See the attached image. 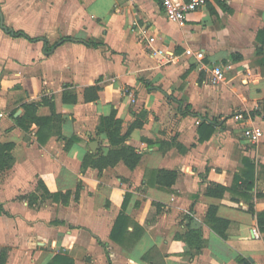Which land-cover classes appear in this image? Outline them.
Masks as SVG:
<instances>
[{
	"label": "crops",
	"instance_id": "crops-1",
	"mask_svg": "<svg viewBox=\"0 0 264 264\" xmlns=\"http://www.w3.org/2000/svg\"><path fill=\"white\" fill-rule=\"evenodd\" d=\"M220 1L230 12L208 0L180 26L159 0H0V145L14 158L0 172L5 264H264V0ZM112 111L121 136L145 112L125 140L141 160L84 168L110 149L98 128ZM202 122L214 130L200 143ZM158 170L174 184L159 185ZM210 184L224 196L206 195ZM211 206L223 237L206 222ZM188 229L200 230L199 251L181 238Z\"/></svg>",
	"mask_w": 264,
	"mask_h": 264
},
{
	"label": "trees",
	"instance_id": "trees-1",
	"mask_svg": "<svg viewBox=\"0 0 264 264\" xmlns=\"http://www.w3.org/2000/svg\"><path fill=\"white\" fill-rule=\"evenodd\" d=\"M213 4L216 6L220 12H230V10L225 6V4L220 0H212ZM211 3V4H212ZM211 12L213 14L219 15L214 8H211ZM264 32H259L258 36H263ZM260 47L257 48V53L260 54L262 52V47L264 46V39L260 42ZM95 46V45H94ZM26 109L28 110L29 114H32V119L36 125L39 126H46L49 120L47 119H40L34 116L36 111V107L34 105L27 106ZM258 114H264V100L260 102V106L255 111ZM145 112H142L138 115V119L129 127L127 133L124 136H121V121L116 119L115 111H112L111 114L107 117H103L100 120V125L98 128V132L105 134L108 143L110 145V149L106 155H101L97 158L93 156L85 157L83 161L84 168H94V169H103L107 167L115 166L119 161H122L126 167L130 170L136 168L141 160V155L136 152L135 149L125 145V140L133 131L134 129L140 128L142 126V119L145 118ZM51 123L54 121L55 123L60 124V117L54 116L50 119ZM213 126L209 123L202 122L199 127V142H205L210 139L213 133ZM13 149L12 144H2L0 145V172L6 171L10 169L14 164V158L11 155V151ZM247 168L253 169V166L250 164L246 165ZM155 174V181L164 187H170L174 184L177 174L175 172L165 171V170H158L154 172ZM227 189L223 186L217 184H210L206 189V195L214 198H222L225 194ZM58 195L55 197L57 198ZM127 200V196L124 201ZM31 205V202H30ZM123 206V207H124ZM217 208L211 206L208 208L206 214V222L210 225L211 229L220 235L221 237L224 236V233L227 229L228 222L222 220L216 216ZM1 214V208H0ZM125 220L123 214H121L114 225L112 233L117 231L118 228L121 227V224ZM258 226L262 232H264V216H258ZM184 242H186L189 247L195 248L197 251L202 249L205 246L204 240L202 239L200 230H190L188 229L185 234L181 237ZM6 259V252L5 250L1 251L0 253V264H5ZM49 264H73V261L64 256H56L52 259Z\"/></svg>",
	"mask_w": 264,
	"mask_h": 264
},
{
	"label": "built area",
	"instance_id": "built-area-1",
	"mask_svg": "<svg viewBox=\"0 0 264 264\" xmlns=\"http://www.w3.org/2000/svg\"><path fill=\"white\" fill-rule=\"evenodd\" d=\"M163 13L168 21L174 22L180 26L184 25L190 14L198 12L206 7L208 0H159ZM188 56H193L199 62L204 60L203 52H193L186 50ZM224 80V74L221 68L215 67L209 77L211 85H218ZM4 118V113L0 107V121ZM234 119L237 121L245 120L242 114H236ZM249 119V118H248ZM244 135L252 143H258L262 136V131L258 128L249 127L244 131Z\"/></svg>",
	"mask_w": 264,
	"mask_h": 264
}]
</instances>
